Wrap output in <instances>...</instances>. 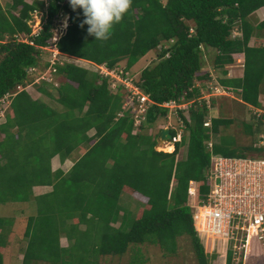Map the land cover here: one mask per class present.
Returning a JSON list of instances; mask_svg holds the SVG:
<instances>
[{
	"label": "trees",
	"instance_id": "16d2710c",
	"mask_svg": "<svg viewBox=\"0 0 264 264\" xmlns=\"http://www.w3.org/2000/svg\"><path fill=\"white\" fill-rule=\"evenodd\" d=\"M18 6V13L13 14L5 13L0 5V37L4 33L9 36L8 41L0 42V97L30 80L29 67H45L46 62L41 63L43 47L50 45L62 9L69 18L56 42L57 50L109 69L125 60V69L129 70L162 41L173 40L169 46L161 47L152 66L144 67L137 78L133 76L135 84L154 102L146 123L136 133H132L130 109H122L126 93L120 85L113 90L107 77L75 64L57 66L56 73L61 76L57 88L45 82L56 95L44 87L43 81L36 87L54 99L59 108L33 99L25 90L10 98L11 114L0 124V203L28 201L33 186L51 187L34 196L37 212L28 217L23 232L28 237L23 260L33 257L67 264L60 254L64 250L56 243L58 234L63 232L70 242L65 250L68 259L72 249L84 248V237L93 219L102 221L103 229H98L100 242L93 245L92 254L120 256L130 245L149 243L166 256L176 252L178 237L189 235L198 263L207 264L193 229L187 193L189 180L199 183L200 195L209 188L205 171L211 152L205 144L209 131L203 125L205 103H194L188 110V120L181 112L188 130L184 158L176 160L183 143H177L172 152L156 150V137L144 129L166 114L158 103L199 97L203 88L209 91L203 82L215 77L203 71L202 53L208 49L214 52L213 67L221 69L218 83L238 92L243 102L261 106L264 45H250L249 41L254 34L263 36L264 19L253 24L249 16L264 6V0H127L126 5L123 0H49L46 7L40 0H12V7ZM34 10L42 11L43 22L37 34H30L27 21ZM63 18L66 20L67 15ZM23 33L32 44L17 40ZM234 33L238 36L232 37ZM240 56L242 78L228 77L225 65ZM122 110L123 115L117 117ZM211 121L213 134L219 133V126L231 123L221 117ZM257 128L255 124V132ZM90 130L93 133L89 135ZM222 137L219 135V142L213 145V153L243 155L222 145ZM81 146L84 152L72 158ZM245 150L255 149L248 144ZM54 156L62 160L70 156L72 165L66 172L52 169L50 161ZM122 191L145 199L139 217L128 220L126 211L120 215ZM42 198L43 205L39 201ZM119 216V225L112 227L110 223ZM71 219L77 221L70 222ZM7 220L0 218V238L8 233ZM79 223H84L85 228L79 229ZM37 243L41 252L34 254ZM259 248V242H252L247 259L249 255L261 259ZM133 250L135 256L139 250ZM83 258L84 264H99L97 257ZM230 258L228 251L227 264ZM136 263L137 259L132 258L130 264Z\"/></svg>",
	"mask_w": 264,
	"mask_h": 264
},
{
	"label": "built area",
	"instance_id": "2783aa9c",
	"mask_svg": "<svg viewBox=\"0 0 264 264\" xmlns=\"http://www.w3.org/2000/svg\"><path fill=\"white\" fill-rule=\"evenodd\" d=\"M42 1L46 7L49 0ZM36 12H40L39 15ZM32 16L33 18L27 21L31 28L30 34H37L43 22L42 11L34 10ZM66 25L67 23L64 24L63 22V11L61 10L54 24L50 45L43 47L45 69H38L36 66L27 69L28 75L35 76L34 82L45 81L54 86L58 85V81L53 80V74H56L57 66L62 64L63 60H61L60 53L56 48V42L65 32ZM17 40L29 44L33 43L24 33L19 35ZM46 55H48L47 59ZM93 66L95 72L110 80L111 89H117V85H120L126 93L122 109H130L133 121L132 133L138 132L139 127L146 123L148 109L154 102L135 84L134 77L125 68L109 69L98 64ZM46 74L50 77L46 78ZM30 84L18 85L17 91L27 89ZM208 86L209 91L201 90L199 97L182 101L170 99L157 104L167 110V117L171 113L178 116V122L175 125H168L171 138L167 143H170L173 149L175 144L182 143L185 136L184 132L187 130L180 111L185 113L188 120V110L194 103L199 102L201 104L203 102L208 109L210 97L225 91L211 82ZM14 94L15 92H6L1 96L0 108L2 103L9 104L10 98ZM123 113V110L117 112V117L122 116ZM210 115L207 111L203 122V125L209 130L208 140L205 142L207 150L211 152L209 166L205 171V180L209 188L203 195H200L199 183L194 180H189L187 188L192 225L201 241L203 239L209 240L208 242L214 247L218 244L223 245L225 255L230 251L232 260L240 258V256L246 259L252 242L256 241L264 246V156L261 155L264 153V107H256L252 111L255 122L259 123H256L259 130L256 131L251 144L257 153H253L252 156L244 154L226 156L213 153L211 150L214 140ZM162 147L156 146L155 148L164 150ZM235 264L237 263L235 262Z\"/></svg>",
	"mask_w": 264,
	"mask_h": 264
},
{
	"label": "rangeland",
	"instance_id": "374dc122",
	"mask_svg": "<svg viewBox=\"0 0 264 264\" xmlns=\"http://www.w3.org/2000/svg\"><path fill=\"white\" fill-rule=\"evenodd\" d=\"M123 2H124V5H126L127 0H123ZM14 11L18 13V9L17 10L15 9ZM36 13H37V15H39L40 12H36ZM32 14H34V12ZM31 18H33V16ZM249 20L253 24L256 23L255 19L253 20L252 18H250ZM65 23H66V20H65ZM189 24L191 25L192 23L189 22ZM262 34L264 36V31H262ZM235 36H238V35L237 34L232 35V37H235ZM172 41L173 40L162 41L158 47L154 48L153 50L152 49L149 50L146 54L141 56L136 61V63L133 65V67H131L128 70L130 75L135 76V78H137L140 71L144 67L152 66L158 60L157 54L160 52L161 47L165 48V47L169 46L172 43ZM47 58H48V55H46V59ZM0 59H1V57H0ZM202 59H203V64H204L203 68L205 70H208V68H213L214 52L211 51V49L203 51ZM42 60H44V58H42ZM61 60H63V59L61 58ZM41 63L43 64V61H41ZM116 67L125 68V60L121 61ZM87 68L90 71H94L93 65H89V67H87ZM56 76H57V73L53 74V80H55V81L57 80ZM49 77L50 76H48V74H46V78H49ZM29 78H30V80L28 81V83H30L31 81H33V82L27 88H28V91L30 92V94L33 98L39 99V100H41V101H43V102H45V103H47L53 107H57V108L60 107V105L57 104V102L54 99H49L46 95H44L42 93L40 94L39 91L36 90L37 85L41 84V83H40V81L34 82L35 76L32 75V76H29ZM209 80L203 82L204 86L208 85ZM116 83L118 84L117 80H116ZM50 85H51V83H50ZM200 85L203 86L202 84H200ZM51 86H53L54 88L56 87L54 85H51ZM44 87L48 88L49 91H51L53 93V95H56L55 89L50 88V86L48 84L45 83ZM114 90H116V89H114ZM10 91L11 92L17 91V86ZM262 91H264V86L262 88ZM233 93L236 96H238L236 92H233ZM200 96H201V93H200ZM262 101L264 103V95H262ZM214 107L217 108V110L214 114H219V116H223V117L232 116V118H231L232 122L228 126H219L220 131L216 135L213 134V136H212L213 140H215V139L217 140L219 138V135L222 134V135H224L221 138V140L223 141V142H221L222 145L225 144L226 146L229 147V145H231L230 143H233L236 145L237 151H242V153L246 156H252L253 153L254 154L257 153L256 151H253V150H245L243 147V145L252 144L253 139L256 135V132L254 130L255 129V125H254L255 121L253 120V117L251 118V110L245 106V109L243 111L242 110L243 107L241 105L235 104L234 102H231V100L229 98H224V96H220L219 94L217 95V99L215 100ZM0 110H1L0 114L1 113L3 114V115L2 114L0 115V124H2L3 122H5L7 115L11 114V109L9 108L7 103H2ZM169 119H170V121H169ZM169 119L165 116L159 117L154 123L145 126L144 132H146L150 136L156 137L157 134L159 133L160 129L162 128V126L169 125V124L175 125L178 122V116H176V115L171 114ZM168 122H171V123H168ZM245 126H246L247 130L245 129ZM12 130L16 131V128H13ZM92 133H93V131H91V130L88 132L89 135ZM184 133L187 136V134H188L187 130ZM1 138H2V134L0 133V139ZM166 146L164 148H170L169 151H171V147H170L171 145H166ZM181 147L182 148H180L181 152L179 154V158H184L185 154H186V148H187L186 143H184V145H182ZM80 149L81 148L79 147L78 149H76L74 151V153H76L78 155L79 154L78 151ZM261 155L264 156V153ZM69 157H65V159H63V160L59 156H54L53 158H51L50 163H51L52 169L60 168L61 170H63V172H66L72 163V160ZM49 190H51L50 186H46V188L32 187V196L30 197V200L28 202L22 203L21 205H19V204L14 205L13 204L14 208L12 211H7V210L0 211V215H1L0 218H11L12 219L11 226L9 227V230L12 231L13 234H16L17 237H20L17 244H20L21 250L22 249L25 250L27 247V243H28V240H27L28 237L26 238L23 234V232L26 228V224L28 222V217L31 215H33V216L36 215V209H35L36 206H35V199H34L35 197L34 196H37L38 194H41L45 191L48 192ZM127 193L128 192L125 191V194H127ZM125 194L122 193V196L120 199L122 201L121 203H123V206L126 209L131 210L132 215L134 217L135 216L139 217L140 213L145 208V201H144L145 199L141 196L138 197L134 193L133 194L130 193L129 195H125ZM42 200H43V198L41 200H39L40 204L42 203L41 205H43L45 203ZM5 203L6 202L0 203L1 204L0 206H4L2 204H5ZM7 203H10V202H7ZM8 205L11 206L12 204L10 203ZM36 205H37V203H36ZM124 211L125 210H122V212H124ZM120 214H122V213H120ZM126 217L128 219V215H126ZM69 221L70 222H73V221L76 222L77 220L71 219ZM120 221H121V216H119L118 220L116 222L112 223L111 226L116 228L119 225ZM78 226H79V229L85 228L84 223H79ZM89 226H90V228L87 232V235H85V237H84V239H85L84 248L82 249V248L78 247V248L72 249L69 252L70 258H68V259L65 256L67 253L65 250H67L70 247V242L63 235L64 234L63 232H60L58 234V240L56 243H57L58 248L60 247L61 250H64L60 254L65 257L64 258L65 261H68L67 264H84V262L86 260H85V258L82 259V256L86 257V255H87V258L91 259V260L94 259V257H97V260L99 261L100 264H130L132 258L135 257L137 259V262H138L140 259L144 258V256H145V258L150 260V262H147V264H199L196 253H195V249L193 247V244L191 242V238L189 235H183L182 237H180L179 240L177 241L176 252L174 254L166 255L165 257L162 255L161 250L158 249V246L153 245V244H149V243L130 245V248H128V250L124 254H122L120 256L116 255L115 257L111 256V255L98 256V255L92 254L91 250H93V245H96L100 242L101 232L98 229H103V222L92 219L91 222L89 223ZM7 230H8V228H7ZM10 235L11 234H9L8 237H10ZM6 237L7 236L3 235L0 238V247H3L4 240L6 239ZM15 238H16V236H15ZM208 241L209 240H204V239L201 241V239H200V245H201L202 251L204 252V254H206L207 264H227L226 263L227 260H225L226 256H225V251H224L223 245L220 246L221 244L220 245L218 244V246L214 247ZM215 245H216V243H215ZM35 246H36V248H34L35 249L34 254L40 253L41 251H40V248L38 247V243ZM260 246L261 247L259 248L260 249L259 252H261V259H255L254 257L252 259V258H250V255H249L248 259L247 258L244 259L243 256H240V258H236L234 260L231 259L230 264H235V262L237 264H264V246L262 243L260 244ZM134 248L139 250L137 253H135V256H134V250H133ZM89 250H90V252L88 253ZM144 253H145V255H144ZM2 261L5 264L6 263L7 264H13V261L11 260L12 261L11 262L9 260V258L7 256H5L4 254L2 255ZM24 262H25V264H54V261L49 262V261H46V259H39V260L36 259L35 260V259H33V257L29 258L27 261H24Z\"/></svg>",
	"mask_w": 264,
	"mask_h": 264
},
{
	"label": "crops",
	"instance_id": "0c3cea01",
	"mask_svg": "<svg viewBox=\"0 0 264 264\" xmlns=\"http://www.w3.org/2000/svg\"><path fill=\"white\" fill-rule=\"evenodd\" d=\"M24 1H26V2H28V3H31L32 1H34V0H24ZM0 5H1V7H2V10L5 12V13H8V12H11V13H13V14H17V12H15L14 10L16 9H18L19 10V6L17 7V8H13L12 7V0H0ZM250 18H252L253 20L255 19L256 20V22H259V21H261V20H263L264 19V6H262V7H260V8H258L257 10H255L253 13H251L250 14V16H249ZM9 39V36L6 34V33H4V34H2V37H0V42L1 43H3V42H6L7 40ZM261 44V45H264V36H258V35H256V34H254L252 37H251V39H250V41H249V44L250 45H256V44ZM60 53V52H59ZM2 56H3V53H0V57H1V59H2ZM60 56H61V58L63 59V62L62 63H71V64H75V65H78V66H82V67H84V68H86V69H88L87 67H89V65H94L95 63H93V62H91V61H87V60H84V59H80V58H77V57H74V56H71V55H67V54H63V53H60ZM0 59V60H1ZM243 62V57H238L232 64H228V65H225V67H224V69H226V75L228 76V77H232V78H242V73H243V68L241 67V63ZM133 67V66H132ZM44 69H45V67H43ZM43 69V70H44ZM205 69L203 68V71H204ZM206 71V70H205ZM208 76H211V75H214V77H215V80H210L209 82H211L212 84H217L219 87H222V88H224V89H226V91H224L222 94H220V96H224V98H229L230 100H231V102H234L235 104H239V105H241L243 108H242V110L244 111V109H245V106L246 107H248L250 110H251V118L253 117V120L255 121V118H254V116L252 115V111H253V108H256L255 106H252V105H250V104H248V103H245V102H243L241 99H240V95H239V93L238 92H236L237 93V95L238 96H236L233 92V90L231 89V88H229V87H223L222 85H220L219 83H218V81H217V79H218V77H219V75H220V71H221V69H215L214 67L213 68H208ZM55 77V76H54ZM56 81H60L61 82V76L60 75H57L56 76ZM42 81H40V83H41ZM42 83H45V81H43ZM46 83H49V82H46ZM31 85V84H30ZM263 86H264V83L261 85V91H260V94H259V101H260V103H261V106H259L258 108H260V107H264V103H263V101H262V95H264V91H262V88H263ZM36 90H38L37 88H36ZM202 90H204V89H202ZM237 90L239 91V88H237ZM25 91H27V93L31 96V94H30V92L28 91V88L27 89H25ZM39 91V90H38ZM39 93L41 94V92L39 91ZM43 94V93H42ZM217 95L218 94H214V96L216 97H214V98H212L211 99V107H210V114H211V116L214 118V117H221V118H227V119H230V121L232 122V120H231V118H232V116H229V117H227V116H225V117H223V116H219V114H214L215 112H216V110H217V108L216 107H214V104H215V100L217 99ZM32 97V96H31ZM33 98V97H32ZM33 99H35V98H33ZM216 108V109H215ZM234 114V113H233ZM168 119H169V117H168ZM169 121H170V119H169ZM168 123H171V122H168ZM256 123H254V125H255ZM165 126H167V125H165ZM165 126H162V128L163 127H165ZM228 126V125H227ZM245 129H246V126H245ZM247 130V129H246ZM91 131H93V130H91ZM220 131V130H219ZM214 135H216V134H214ZM220 135H222V134H220ZM222 136H224V135H222ZM219 142V138L216 140H214V144L215 143H218ZM231 145H229V147L230 148H232V149H234L235 151H237V148H236V145L235 144H233V143H230ZM247 145H243V147H244V149H245V147H246ZM81 149L78 151L79 152V154L77 155L76 153H72V158L73 157H75V158H77V157H79L83 152H84V148L81 146L80 147ZM180 148H182V147H180ZM181 149H179V154H180V151ZM238 153L239 152H242V151H237ZM179 154H178V157L177 158H179ZM74 155V156H73ZM71 157H69L71 160H72V158ZM71 165H72V163H71ZM70 168V167H69ZM33 187H37V188H46V185H36V186H33ZM50 191V190H49ZM43 193H46V191L45 192H43ZM43 193H41V194H43ZM122 193H124L125 194V191H122L121 192V194H120V197H119V205H120V207H121V209L122 210H125L126 212H127V214H128V218L129 219H133V218H136V216L134 217L133 215H132V212H131V210H128V209H126L124 206H123V203H121L122 201L120 200L121 199V196H122ZM130 193H127V194H125V195H129ZM39 195V194H38ZM135 197V196H134ZM30 200V199H29ZM28 200V201H29ZM139 200V199H138ZM28 201H8V202H10L12 205L10 206V205H8V204H10V203H5V204H2V205H4V206H0V211H2V210H7V211H12L13 210V204L15 205V204H19V205H21L22 203H26V202H28ZM1 205V204H0ZM35 206H36V203H35ZM144 207V206H143ZM36 209V208H35ZM122 210H121V212L120 213H123L122 212ZM36 212H37V210H36ZM120 215H122V214H120ZM1 216V215H0ZM31 216H33V215H31ZM16 218V217H15ZM5 219H8L7 221H5V226H8V233H7V237H6V239L4 240V245H3V247H0V254H4L5 256H7L8 258H9V260L11 261H13V264H25V262H24V260H23V255H24V249H22L21 250V246H20V244H17V242L19 241V238L20 237H17V235L16 234H13L12 233V231H10L9 230V227L11 226V222H12V219L11 218H5ZM111 225H112V223H110ZM9 234H11L10 235V237H8V235ZM15 236H16V238H15ZM180 237H182V236H180ZM180 237H178L177 238V241L179 240V238ZM218 244V243H217ZM261 243H259V245H260ZM261 247V246H260ZM158 249L159 250H161L159 247H158ZM162 252V251H161ZM2 255H1V257H2ZM110 255V254H109ZM144 255H145V253H144ZM162 255H163V252H162ZM111 256H116V255H111ZM164 256V255H163ZM226 257H225V260H227V255H225ZM165 257V256H164ZM11 261V262H12ZM147 262H150V260H148L147 258H145V256H144V258H142V259H140L136 264H147ZM226 263H227V261H226ZM2 264H5L3 261H2ZM7 264V263H6ZM100 264V263H99Z\"/></svg>",
	"mask_w": 264,
	"mask_h": 264
},
{
	"label": "clouds",
	"instance_id": "9594fccd",
	"mask_svg": "<svg viewBox=\"0 0 264 264\" xmlns=\"http://www.w3.org/2000/svg\"><path fill=\"white\" fill-rule=\"evenodd\" d=\"M40 1H42V0H40ZM62 11L64 12L65 10L62 9ZM66 12H67V11H66ZM67 13H68V12H67ZM68 18H69V13L67 14V18H66V19H67V20H66L67 25H68ZM67 25H66V27H67ZM241 67L243 68V62L241 63ZM242 75H243V73H242ZM211 77L213 78L214 76L211 75ZM27 84H30V83L26 82L24 85L22 84L21 86H26ZM213 85H215V84H213ZM216 85H217V84H216ZM221 88H222V87H221ZM222 89L226 91V89H224V88H222ZM22 90H25V89H22ZM201 90H202V89H201ZM19 91H20V90H19ZM204 91H205V90H204ZM10 92H11V91H10ZM16 92H17V91H15V93H16ZM221 94H222V93H221ZM219 95H220V94H219ZM214 97H215L214 95L211 96V97H210V101H211V99L214 98ZM169 100H170V99H169ZM210 103H211V102H210ZM8 106H9V104H8ZM210 107H211V104H210ZM210 107H209L208 109L206 108L207 111H208L209 113H210ZM171 114H172V115H175L174 113H171ZM171 114H170V115H171ZM180 114L182 115L181 111H180ZM166 115H167V110H166V114H165L164 116L167 117ZM170 115H169L168 117H170ZM205 116H206V115H205ZM168 117H167V118H168ZM212 118H213V117L211 116V120H212ZM3 123H4V122H3ZM211 123H212V121H211ZM169 125H171V124H169ZM165 127H168V125L165 126ZM168 128H169V127H168ZM169 131H170V130H169ZM187 132H188V130H187ZM170 133H171V132H170ZM157 135H158V134H157ZM187 136H188V134H187ZM187 136H186V135L184 136L185 139H183V141H182L183 144H182V145H184V143H186V146H187ZM156 137H157V136H156ZM155 139H156V138H155ZM168 141H169V140H168ZM168 141H167V142H168ZM156 142H157V141H156ZM167 142H164V143H162V144L164 145V144L167 143ZM162 144H159V143L157 142L156 145L154 146V148H155L156 146H161ZM180 144H181V143H180ZM182 145H181V146H182ZM175 146H176V144H175ZM181 146H180V147H181ZM180 147H179V149H180ZM155 149H156V148H155ZM174 149H175V147H174ZM174 149H173V150H174ZM156 150H158V149H156ZM173 150H171V151H167V152H172ZM159 151H160V150H159ZM161 151H165V150H161ZM178 154H179V150H178V153L176 154V160L180 159V158H177V155H178ZM230 262H231V258H230L229 264H230Z\"/></svg>",
	"mask_w": 264,
	"mask_h": 264
},
{
	"label": "water",
	"instance_id": "95a60500",
	"mask_svg": "<svg viewBox=\"0 0 264 264\" xmlns=\"http://www.w3.org/2000/svg\"><path fill=\"white\" fill-rule=\"evenodd\" d=\"M68 13L66 11L63 12V16H66ZM171 138V133L169 131L168 127H163L160 129L157 137H156V141L159 144H162L164 142H167L169 139Z\"/></svg>",
	"mask_w": 264,
	"mask_h": 264
},
{
	"label": "bare ground",
	"instance_id": "6f19581e",
	"mask_svg": "<svg viewBox=\"0 0 264 264\" xmlns=\"http://www.w3.org/2000/svg\"><path fill=\"white\" fill-rule=\"evenodd\" d=\"M63 22H64V24H65V20H64V18H63ZM166 145H171L170 143H165L164 145L162 144L161 146H163L162 148L163 149H165V150H169V148H164ZM167 147V146H166ZM169 147V146H168ZM170 147H172V145L170 146ZM173 148V147H172ZM171 150H173V149H171Z\"/></svg>",
	"mask_w": 264,
	"mask_h": 264
}]
</instances>
